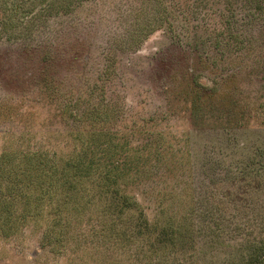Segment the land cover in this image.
<instances>
[{"label": "rangeland", "instance_id": "obj_1", "mask_svg": "<svg viewBox=\"0 0 264 264\" xmlns=\"http://www.w3.org/2000/svg\"><path fill=\"white\" fill-rule=\"evenodd\" d=\"M158 1L95 0L29 32L23 28L17 30V12L13 13L15 16L10 13V20L5 21L9 12L5 3L11 6L14 2L0 0V156L12 147L17 148V133L23 126L37 140L54 144L57 133L54 131L65 133L66 125H71L60 117L61 103L77 101L80 109H75L74 114H80L86 107L99 104L102 94L109 104L116 106L117 115L107 124L110 130L119 131L132 146L139 147L145 143L146 135L132 136L131 130L157 117L156 130L164 129L169 137H176L187 148L195 195L209 199L215 188L220 191L218 195L226 193L217 187L224 184L227 187L242 163L256 162L264 152L261 118L249 121L250 125L242 129H197L189 118L188 106L178 96L182 93L184 97L186 87L196 79L217 89L215 101L218 102L223 98L222 79L234 73L236 84L241 85L237 92L243 100L255 96L262 102L264 15L247 0H186L187 5L181 0H160L164 6ZM165 9L174 31L170 30V24L159 26ZM149 24L156 30L148 35ZM224 29L227 36L221 33ZM237 32L244 47L240 50L235 46ZM127 42L133 43L132 49ZM104 70H108L110 77L107 82H102L106 79ZM43 80L52 82L51 87L58 93L55 101L45 92ZM95 84L98 90L92 94ZM225 86L232 92L236 85L230 82ZM91 99L92 103H88ZM12 141L16 146H9ZM162 184L160 179L153 178L123 189L145 210V219L139 222L155 224L159 196L154 190L163 188L165 184ZM167 185L179 188L180 183L175 179ZM202 201L196 203L199 211L195 224L201 228L205 225L207 229L203 233L197 229L202 234L192 233L186 249L178 246L181 251L171 254L161 264H233L229 261L230 250L217 245L226 241V236L209 232L219 220V216L212 215L214 209L219 210L218 204L208 201L206 208L211 212L207 216L201 213L205 207ZM20 207L16 201L14 209ZM20 213L18 210L17 215ZM5 219L0 214V264H158L161 261L157 257L142 259L143 254H137L131 245L112 249L116 244L110 234L86 233L73 239L63 236L64 242L55 240L52 246L42 248L43 234L48 230L47 216L23 228H17L16 224L14 233L7 236L12 226ZM225 219L231 223L234 220L232 215H225ZM210 238L216 241L213 247ZM230 238L229 243L235 245L238 239ZM84 241L90 247H76ZM100 243L105 246L100 247Z\"/></svg>", "mask_w": 264, "mask_h": 264}, {"label": "trees", "instance_id": "obj_2", "mask_svg": "<svg viewBox=\"0 0 264 264\" xmlns=\"http://www.w3.org/2000/svg\"><path fill=\"white\" fill-rule=\"evenodd\" d=\"M12 1L11 6L7 5L8 1L5 3L9 10L5 13V21L10 20V13L17 12V30L23 28L31 32L38 26L42 28L50 19L68 15L77 6L95 0ZM181 1L187 5L186 0ZM247 1L264 15V0ZM158 3L164 6L162 1ZM188 7L191 9L192 6ZM166 12L165 9L164 15L161 13L159 26L170 24V30L174 31L175 26L168 23ZM221 17L225 25V15ZM225 29L221 31L223 36L228 35ZM155 30L156 27L147 25L148 35ZM238 36L237 32L235 46L240 50L244 47ZM128 44L132 49L133 43ZM106 59L110 60L109 57ZM107 64L109 69L111 61ZM103 75L106 79L102 82L109 81L108 70H104ZM235 78L234 73H229L222 79L223 98L218 102L215 101L217 89L202 85L196 79L186 87L184 97L180 93L178 98L188 106L189 118L195 128L242 129L250 125L249 121L259 118L264 125V100L257 101L254 96L244 101L237 92L241 85L236 84ZM42 82L45 92H49V97L55 101L58 93L51 87L52 82ZM230 82L236 85L232 92L225 86ZM92 88L94 94L98 85ZM99 97V104L86 107L80 114H74L75 109H80L77 101L61 103L60 117L71 125H66L65 133L54 131L57 132L54 144L37 140L36 135L23 126L17 133V148L12 147L0 156V214L6 218L5 223L12 226L5 235L14 233L16 224L17 228H23L47 216L48 230L44 231L42 248L52 246L55 240L64 242L63 236L73 239L86 233L92 236L110 234L116 244L112 249L120 250L131 245L137 254H143L142 259L157 257L161 259L158 264H161L171 254L181 251L178 246H185V250L192 233H203L207 229L205 225L201 228L195 224L199 211L196 203L203 200L200 203H205V207L200 210L208 216L211 211L206 206L211 199L218 204L219 210L214 209L212 215L219 216V220L215 229L210 227L209 232L214 236H226V241L217 245L230 250L229 261L233 264H264V199H261L264 198V152L258 161L242 163L227 187L225 184L224 187L216 186L225 189L226 193L218 195L220 191L215 188L209 199L205 195L197 197L190 180L191 161L187 148L185 150L176 137H169L164 129L156 130L158 118L153 117L131 130L132 136L146 135L145 143L134 147L126 136L123 138L119 131L107 127L117 115L116 106L109 104L105 95ZM88 103H92V99ZM9 146H16V143L9 142ZM153 178L160 179L165 185L154 190L157 198L159 196L157 220L150 226L146 220L139 222L145 219V210L123 189L129 184ZM175 179L180 183L179 188L166 186ZM16 201L21 204L17 210L14 209ZM18 210L21 211L19 215ZM225 215H232V223L225 219ZM230 237L238 239L233 243L235 245L229 243ZM86 242H80L76 247H90ZM213 242L216 241L210 238L211 246ZM220 253L219 256L223 254Z\"/></svg>", "mask_w": 264, "mask_h": 264}]
</instances>
